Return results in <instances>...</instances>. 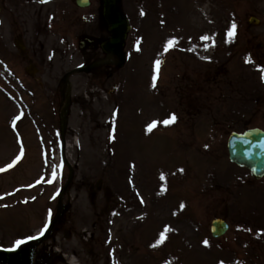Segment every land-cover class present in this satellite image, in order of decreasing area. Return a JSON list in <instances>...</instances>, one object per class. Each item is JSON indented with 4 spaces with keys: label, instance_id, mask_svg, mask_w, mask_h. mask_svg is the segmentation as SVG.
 Segmentation results:
<instances>
[{
    "label": "rangeland",
    "instance_id": "obj_1",
    "mask_svg": "<svg viewBox=\"0 0 264 264\" xmlns=\"http://www.w3.org/2000/svg\"><path fill=\"white\" fill-rule=\"evenodd\" d=\"M120 1L126 62L70 77L62 131L68 73L103 55L83 50L108 36L103 2L0 0V167L21 157L0 173V248L47 223L33 264H264V177L227 149L264 129V0ZM215 217L230 223L219 238Z\"/></svg>",
    "mask_w": 264,
    "mask_h": 264
},
{
    "label": "water",
    "instance_id": "obj_2",
    "mask_svg": "<svg viewBox=\"0 0 264 264\" xmlns=\"http://www.w3.org/2000/svg\"><path fill=\"white\" fill-rule=\"evenodd\" d=\"M78 3L82 6L89 4L88 0H77ZM104 16L108 22L109 30L111 31V37L103 43V48L106 52L111 54H117L120 59V65L125 61L123 55V46L124 41L127 36V32L130 29L128 19L124 16L122 11L119 8V0H104ZM250 24H259L260 21L255 17L251 16L249 20ZM101 62H96L92 65L82 67L78 69L89 71L93 66L100 64ZM70 100V85L68 88L67 103L64 107L62 118L63 125H65V116L68 109V104ZM246 135V138L252 141L254 144H260L264 142V130L260 128H253L245 131L244 133L233 132L230 135L228 141L229 156L233 162H236L239 165L248 167L252 175L256 178L264 176V149L254 148L253 155L251 157H245L238 151H234L233 143L236 139L242 135ZM61 211V205L59 207L57 217ZM229 228V224L222 218H216L212 222L211 230L212 234L215 237L223 235ZM41 240L35 239L24 245L23 247L11 250V249H2L0 250V262L2 264H31V253L33 247Z\"/></svg>",
    "mask_w": 264,
    "mask_h": 264
},
{
    "label": "snow or ice",
    "instance_id": "obj_3",
    "mask_svg": "<svg viewBox=\"0 0 264 264\" xmlns=\"http://www.w3.org/2000/svg\"><path fill=\"white\" fill-rule=\"evenodd\" d=\"M41 2H46V0H41ZM143 14V13H141ZM237 25L233 22L230 26V29L228 31V36L231 37L234 35L235 30H236ZM202 39H208V37H202ZM139 43V42H137ZM177 43V41H175L174 39H169L166 44L164 45V52H167L169 50L170 47L174 46ZM139 50V49H137ZM251 58L248 57L245 59V63H251ZM161 61L159 59H157L155 61V64L157 66V69L159 68ZM257 70H259L262 75H261V80L264 81V66L259 67ZM156 77H153V81L155 82ZM20 119L19 116H17L14 120H13V126H15V122L16 120ZM176 116L175 114H171L167 119L163 120V121H153L151 124H149L147 126V131H151L154 127H156L157 123H161L164 125H168L170 123L175 122L176 120ZM246 135H242L240 137H238L236 139V141H234L233 143V149L234 151H238L239 153H241L243 156L245 157H251L253 155V149L254 148H261L264 149V142H261L260 144H254L252 141H250L249 139L246 138ZM53 153L55 152V149L52 150ZM20 155H18L11 163H9L5 168H0V172H4L8 169H11L13 166H15V164L20 160ZM54 158V156H53ZM62 167L61 165H56V164H52V168H51V179L47 180L48 183H53L55 181V179L57 178L58 172L57 169ZM179 171H183V169H180ZM164 177L161 176V179H163ZM40 181H37V183H39ZM13 193H6L5 195H12ZM4 196H0V199H3ZM141 203H143V201L141 200ZM181 207H183V205H181ZM115 214V213H114ZM49 216H51V212H49ZM48 225L47 223H45L44 227L41 228L39 234L37 236H28L24 239H17L14 241V246L13 249L11 250H15L16 248L20 247L21 245L25 244L28 241L31 240H35V239H39L40 236H42L44 234V232L46 231ZM169 231H171V229L168 226H165L164 230L160 233V237L159 240L156 242V244L152 245V247H156L158 246L160 243H162L165 239V235L166 233H168ZM204 244L207 245L208 242L204 241ZM220 264H223V261L220 262Z\"/></svg>",
    "mask_w": 264,
    "mask_h": 264
},
{
    "label": "flooded vegetation",
    "instance_id": "obj_4",
    "mask_svg": "<svg viewBox=\"0 0 264 264\" xmlns=\"http://www.w3.org/2000/svg\"><path fill=\"white\" fill-rule=\"evenodd\" d=\"M7 30H8V28H7ZM95 34H97V32H93V33H91V35H92V37L94 38L95 37ZM97 37V36H96ZM95 39V38H94ZM92 40V39H91ZM96 41V40H95ZM96 43H91L90 45H89V48H88V51H93V50H95L96 49ZM107 66V65H106ZM109 66V65H108Z\"/></svg>",
    "mask_w": 264,
    "mask_h": 264
}]
</instances>
